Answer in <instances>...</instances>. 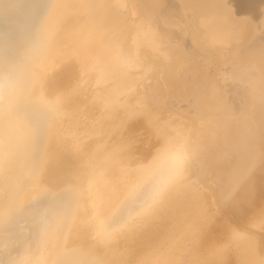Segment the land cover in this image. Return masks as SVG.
<instances>
[{
  "label": "bare ground",
  "instance_id": "1",
  "mask_svg": "<svg viewBox=\"0 0 264 264\" xmlns=\"http://www.w3.org/2000/svg\"><path fill=\"white\" fill-rule=\"evenodd\" d=\"M220 2L0 0V264L264 259L262 37L223 30ZM231 7L264 14V0ZM189 19L201 22L198 34L181 23ZM149 23L155 42L141 34ZM226 56L255 67L249 88L222 71ZM43 99L59 101L57 115ZM182 144L199 148L197 170L132 220L128 200ZM212 212L247 223V238L225 247ZM102 227L116 234L107 247L94 239Z\"/></svg>",
  "mask_w": 264,
  "mask_h": 264
},
{
  "label": "snow or ice",
  "instance_id": "2",
  "mask_svg": "<svg viewBox=\"0 0 264 264\" xmlns=\"http://www.w3.org/2000/svg\"><path fill=\"white\" fill-rule=\"evenodd\" d=\"M120 7L128 8L131 6L120 5ZM215 7L218 10L216 23L223 30L237 33L241 31H258L260 33L262 44L259 49L261 57L259 76L260 79L264 81V14H262L260 20L242 17L233 11L231 0H221ZM181 23L188 25L193 34L199 33L201 22H198L196 19L181 21ZM141 34L146 38H151L152 41L155 42V33L151 23L141 26ZM124 60L126 63L136 64V60L131 54H124ZM147 71L150 72L151 69ZM222 71L230 76L242 90L251 86L253 82L252 78L257 74L255 67L251 63L241 66L235 59L227 56L224 58ZM260 99L262 104H264V90L260 93ZM41 102L50 117H54L58 114L59 101L53 102L43 99ZM261 152L262 155H264V139H262ZM200 155V150L197 146H190L188 144H182L175 151L171 152L168 155L166 166L163 169H158L154 173L153 179L142 192L134 195L128 200L130 207L135 209V216L132 217V220H138L139 218L151 215L164 203L172 189L186 183L189 172H195L197 170L200 162ZM242 178V176L237 178L235 183L239 184ZM69 195L71 197V203L65 212V223L70 226L71 219L75 213L76 194L70 190ZM225 206H227V202ZM259 214L261 217V225L264 226V205L261 206ZM209 220L215 221L217 224L218 233L225 247L232 246L247 238L249 229L247 223H234L230 220L222 219L215 212L210 213ZM137 226V223H131L127 230L132 231ZM115 238L116 234L111 229L103 227L100 228L94 236V239L105 247L109 246ZM12 264H29V262L22 259L13 261ZM77 264H109V262L92 257L79 261ZM259 264H264V259H261Z\"/></svg>",
  "mask_w": 264,
  "mask_h": 264
}]
</instances>
